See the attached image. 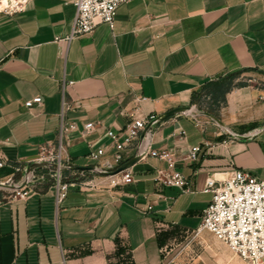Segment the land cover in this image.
Returning <instances> with one entry per match:
<instances>
[{
  "label": "crops",
  "instance_id": "1",
  "mask_svg": "<svg viewBox=\"0 0 264 264\" xmlns=\"http://www.w3.org/2000/svg\"><path fill=\"white\" fill-rule=\"evenodd\" d=\"M74 15L73 0L0 12L2 180L56 147L62 121L73 126L62 140L66 162L103 164L116 151L106 130L122 142L131 118L190 105L206 83L229 74L248 80L209 112L224 127L179 114L151 128L150 149L170 153L189 191L158 180L168 161L149 151L128 168L130 183L94 174L60 199L53 183H39L25 198L0 202V264H247L211 233H195L211 200L206 178L242 170L264 179V130L233 136L264 126V0H130L111 28L101 23L68 41ZM36 96L41 104L24 106ZM101 145L105 153L91 160ZM194 146L198 160L188 162ZM134 155L132 145L121 150L123 162Z\"/></svg>",
  "mask_w": 264,
  "mask_h": 264
},
{
  "label": "built area",
  "instance_id": "2",
  "mask_svg": "<svg viewBox=\"0 0 264 264\" xmlns=\"http://www.w3.org/2000/svg\"><path fill=\"white\" fill-rule=\"evenodd\" d=\"M31 0H0V12L14 14L25 9ZM130 0H73L75 15L71 25L70 34L66 38L68 41L81 35L90 34L95 27L101 23H106L110 28L116 16L117 8ZM42 99L36 96L26 100L24 106L27 108L35 104H41ZM150 116L147 119L131 118L125 125V137L122 142L117 140V134L112 130H106L105 135L111 138L115 147L112 162L94 165L102 170H115L122 164L121 150L127 146H134L135 154L138 150L139 137L146 125L154 119ZM93 127V123L88 122L84 125L83 132H87ZM73 126L66 127L61 122L57 146L54 148H44L39 156L32 162H46L57 165V169L42 168L36 169L42 172L50 169L52 183L57 190V198L65 196L69 186L75 181L69 180L64 175L69 165L62 156V140L64 134ZM151 131V130H150ZM140 148L141 158L148 152L152 156L168 161V170H158L157 179L167 186L178 187L183 191H189V182L177 171L173 170L174 161L168 151H155L150 149L149 134ZM184 135V131H181ZM200 152L199 146L191 147L186 155L188 162L198 160ZM105 153V146L101 145L95 150H91L88 157L93 161H99ZM7 165L6 160L0 155V169ZM63 168V169H62ZM21 173V179L15 182V176H10L4 180L0 178L1 185L19 184L25 177L26 184L13 190L11 198H25L28 196L35 177V170L28 172L26 168L16 169V173ZM80 172V171H79ZM91 173V172H81ZM94 174V173H91ZM111 183L125 184L133 181L128 169L115 175L109 176ZM204 192L211 194L210 203L202 213L201 223L196 229V233L207 231L215 238L223 242L228 248L243 259L247 264H264V179H260L242 170H235L231 177L227 179L206 178Z\"/></svg>",
  "mask_w": 264,
  "mask_h": 264
},
{
  "label": "rangeland",
  "instance_id": "3",
  "mask_svg": "<svg viewBox=\"0 0 264 264\" xmlns=\"http://www.w3.org/2000/svg\"><path fill=\"white\" fill-rule=\"evenodd\" d=\"M247 80L248 76L241 73L228 75L218 80H214L205 87L199 89L198 92H196V94L192 98L193 100L190 105H192L196 109L197 113L199 111L210 112L213 109H216V107H218L222 103V98L226 90H229L232 87L237 86ZM196 117H199V115H197ZM26 167L27 164L21 166L20 168L23 171ZM51 174L52 172L50 169H44L42 170V172H40L39 170H35V177L33 178L32 186H40L39 183H52L53 180ZM64 175L67 179L73 181H80L82 179H87L94 176V174H86L74 170L65 171ZM19 179H21L20 172L16 174L15 182H17ZM12 195V191L8 189H0V202L11 198Z\"/></svg>",
  "mask_w": 264,
  "mask_h": 264
},
{
  "label": "water",
  "instance_id": "4",
  "mask_svg": "<svg viewBox=\"0 0 264 264\" xmlns=\"http://www.w3.org/2000/svg\"><path fill=\"white\" fill-rule=\"evenodd\" d=\"M179 114L192 115L194 117H196L197 115H199V116L204 115V116H207V117L211 118L212 120H214L220 126L224 127V125L218 120V118H216L213 114H211L209 112L199 111L197 113L196 109L192 105L179 106L176 108H172L171 110H168L167 112H164L160 115L155 116V118L152 119L146 125V127L142 130V132L140 134L139 143H138V150L139 151L132 158L124 161L115 170H102V169L97 168L94 165H90V166H69L67 169L76 170V171H80V172H91L94 174H100V175H105V176L115 175L121 171H124L140 159L141 154H142V152H140V148L144 144V141H145L149 131L151 130V128L154 125L161 122L162 120H164L165 118H167L169 116H173V115H179ZM262 130H264V126L259 128L254 134H236V133H234L233 136L235 138H238V139H245L246 140V139L252 138L255 134H258V132H260ZM42 168L57 169V165L53 164V163H46V162H30L27 164L26 170L28 172H30V171H33L36 169H42ZM26 179L27 178L25 177V179L22 182H20L19 184H8V185H1L0 184V189H8L10 191L19 189L26 184V181H27Z\"/></svg>",
  "mask_w": 264,
  "mask_h": 264
},
{
  "label": "trees",
  "instance_id": "5",
  "mask_svg": "<svg viewBox=\"0 0 264 264\" xmlns=\"http://www.w3.org/2000/svg\"><path fill=\"white\" fill-rule=\"evenodd\" d=\"M229 75H233V74H229ZM228 76V75H227ZM226 77V76H225ZM209 83H211V82H208V83H206L203 87H205L206 85H208ZM228 90H226L225 92H224V94L227 92ZM223 98H224V95H223ZM222 98V99H223ZM193 100V99H192ZM223 101V100H222Z\"/></svg>",
  "mask_w": 264,
  "mask_h": 264
}]
</instances>
